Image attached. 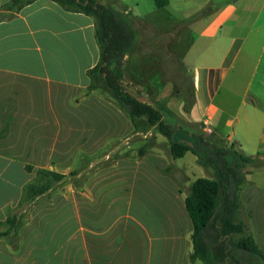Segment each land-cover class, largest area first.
Wrapping results in <instances>:
<instances>
[{
	"label": "crops",
	"instance_id": "1",
	"mask_svg": "<svg viewBox=\"0 0 264 264\" xmlns=\"http://www.w3.org/2000/svg\"><path fill=\"white\" fill-rule=\"evenodd\" d=\"M10 1L0 0V12L9 15L0 22V234L6 233L0 236V264H144L138 239L124 244L104 221L120 204L142 201L152 185L173 213L152 229L155 264H201L188 260L192 224L184 199L195 179L212 177H194L158 153L118 159L108 153L77 169L73 159L61 162L57 156L94 154L96 146L157 133L89 89L86 72L99 61L92 18L51 0L3 10ZM119 1L136 32V51L123 59L121 86L136 97L153 90L155 100L183 123L202 125L242 152L264 156V0H167L162 8L153 0ZM163 34L170 37L169 52L167 70L160 72L152 50ZM177 63L191 78L189 87L178 83ZM238 94L245 101L229 115L224 108ZM96 110L104 116L99 132L89 117ZM40 170L70 180L52 181L32 198L28 189ZM251 189L241 195L253 223L260 197ZM16 213L23 221L13 234L7 221Z\"/></svg>",
	"mask_w": 264,
	"mask_h": 264
},
{
	"label": "trees",
	"instance_id": "2",
	"mask_svg": "<svg viewBox=\"0 0 264 264\" xmlns=\"http://www.w3.org/2000/svg\"><path fill=\"white\" fill-rule=\"evenodd\" d=\"M32 1L11 0L3 10L16 12ZM51 1L64 11L82 13L93 20L99 61L86 72L92 82L89 89L106 93L132 122L143 118L149 126L154 127L155 132L166 139L172 159L181 158L189 152L196 157L199 166L212 169L213 177L195 179L184 199V207L192 224L189 262L264 264V252L258 247L252 229L244 220L246 212L241 199V192L248 184L247 177L254 170L264 167V160L258 155L244 154L233 141H228L227 145L214 143L212 136L203 131L202 125L183 123L162 101H156L153 90L148 89L147 95H151L149 98L154 107L137 101L121 86L119 75L123 59L136 51V32L131 26L130 14L125 13L126 8L119 0ZM153 2L156 8L167 4V0ZM5 17L9 15L0 12V22ZM165 59L154 56L159 69L164 63L167 65ZM175 69L179 73L181 85L189 87L191 78L185 74L182 66L177 63ZM187 80L189 83H186ZM146 148H140L139 157L146 153ZM25 168L31 171V167ZM37 174L46 178L47 183L31 185L28 191L32 198L47 192L52 181L60 182L66 177L44 170ZM22 221L23 215L18 213L9 218V231L15 234L22 226ZM4 235L6 233L0 234Z\"/></svg>",
	"mask_w": 264,
	"mask_h": 264
},
{
	"label": "rangeland",
	"instance_id": "3",
	"mask_svg": "<svg viewBox=\"0 0 264 264\" xmlns=\"http://www.w3.org/2000/svg\"><path fill=\"white\" fill-rule=\"evenodd\" d=\"M144 35H148V34L145 33ZM147 37L148 36H145L144 38L146 39ZM168 38L170 37L167 36L166 34H163L160 36V39L158 41V48H155L152 50V53L154 56L164 57L165 59V55L167 56L168 55L167 53L169 51L168 50V44H169ZM146 50L148 51L149 49L145 47L144 51ZM165 67H167V65H165ZM165 67L162 65V69L164 70V72L165 70H167L165 69ZM162 69L160 67V72H162ZM178 83L181 84V81L179 82L178 80ZM186 83H189V81L187 80ZM225 83H227V81H225L224 84ZM236 84L237 86L241 87L244 84V81L239 80L236 82ZM241 88H244V86ZM99 93L103 96L104 99L109 100L112 103H114V101L106 93H104L101 90L99 91ZM241 94H238L237 97H233L229 99L230 103H228V107L224 108V111L227 114L233 115V111L236 110L235 108L237 107V105H240L242 101H245V100H242ZM150 96L151 95L149 94L146 97L145 96H137V97H144L150 100L149 98ZM95 104L100 105V104H97V102ZM122 112L126 115L124 111ZM102 116H103V113L99 112V114H97V110H96V113L89 114L90 121L97 125V129H96L97 132L100 131L103 125V121L101 120ZM205 133L212 136L211 138L214 143H218V144L225 143V145L228 144V140H226L225 142L224 137L223 138L220 137L219 134L215 133L214 131H205ZM143 146H147V148L145 149L146 153L143 156H146L147 154H150V153L151 154L158 153L160 156H170L169 145L166 139L163 138L159 134H155L152 131L150 135H147V137H139L138 139L134 141H127V142L116 141V142H112L111 144L96 146L97 148L94 154H88V155L85 154L81 156H57V157L60 158L59 160L61 162H63L66 159L68 160L73 159V162H71V167L73 169H77V168L86 166L88 163L93 161V159H99L102 156H106L108 153H110L109 156H115V158L117 159L120 158L121 156H140L139 150ZM244 154L249 155L247 153H244ZM194 157L195 156L193 154L187 152L184 154L183 157L178 158L175 161L178 165L184 166V168L189 172V174L194 175V177H205L204 176L205 174H209L211 177H213V171L211 168L209 167L201 168L200 167L198 169V167L195 165L193 161ZM260 158L264 160V156H260ZM97 165L99 164H94L92 168L97 167ZM166 172L164 174H167ZM82 178H84V176L80 177V179ZM45 179L46 178L39 175L38 181L34 184H37V185L45 184ZM68 180H70V177L66 176L65 179H63L62 185H65V183ZM247 182L248 184L243 189H245L247 186L251 187L252 188L251 190L255 191L258 194V196H256V194H254V196L260 197V198L257 199V202H255L254 211H253L254 220H253V223H251L250 210L248 206L246 205L248 202L246 200L243 201L242 195H241L242 203L244 205L245 212H246V217L243 213L245 217L244 220L249 224L250 228L252 229L254 238H255V232L259 231L257 233H260L259 235L261 239L259 241V239L257 238L259 241L258 245L259 246L262 245L261 249L264 250L263 248L264 247L263 245L264 244V220H263L264 219V203H263L264 202V167H260L254 170L247 177ZM146 190H147L146 191L147 196H145V198H143L142 201H138V199H134L132 203L127 202L126 205L120 204V207H118L117 210L114 211V213L113 211L109 212L106 218V222L104 221V223H105V226H107L108 229L110 230L109 234H116V233L121 234V238L124 244H128L130 240L131 242H134V239L136 237L139 241V242L138 241L135 242L136 246L137 248L142 249V252H143V263L144 264H155L156 259L153 255L155 251V247H154V244L153 243L151 244L150 243L151 241H149V240H153L154 238H156V234L154 233L152 229L153 227H157L155 226L156 222H160L161 220L165 221L167 218H173V213H171V208L168 209L167 205L165 203H162L158 199V197H156V195L158 194L160 195V192L156 190L154 185H152V187H148ZM136 195H139V194L135 192L132 195V197H135ZM33 201L34 200H32V203ZM259 202L263 204L258 206L257 203ZM96 211L98 212L99 210L96 209ZM116 212L118 213V215L115 217H112L113 214H115ZM262 214L263 216L261 218ZM115 218H119V221L114 224L113 221H116ZM134 222L137 224H135ZM168 228L171 229L170 227ZM81 242H82V239L80 237V243ZM123 252L125 253V251Z\"/></svg>",
	"mask_w": 264,
	"mask_h": 264
},
{
	"label": "water",
	"instance_id": "4",
	"mask_svg": "<svg viewBox=\"0 0 264 264\" xmlns=\"http://www.w3.org/2000/svg\"><path fill=\"white\" fill-rule=\"evenodd\" d=\"M131 95H132V97H134L137 101H139V102H141V103H143V104H147V105H150V106L154 107V104H153L150 100H148V99H146V98H144V97H136V96L133 95V94H131Z\"/></svg>",
	"mask_w": 264,
	"mask_h": 264
}]
</instances>
